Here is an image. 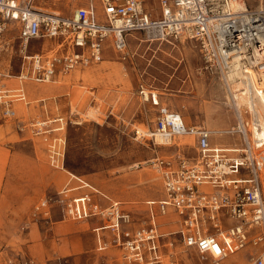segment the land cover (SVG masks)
<instances>
[{
	"label": "built area",
	"instance_id": "1",
	"mask_svg": "<svg viewBox=\"0 0 264 264\" xmlns=\"http://www.w3.org/2000/svg\"><path fill=\"white\" fill-rule=\"evenodd\" d=\"M75 1V9L64 14L48 0H0V55L11 24L17 26L22 52L17 74L8 67L4 71L0 64V118L13 117V103L25 100V86L20 81H55L60 71L70 75L77 66L100 62L110 52L126 58L130 37L170 44L195 42L202 69L218 78L231 103L236 98L227 78V57L230 53L250 56L255 50L264 54V0H257L254 6L246 0ZM46 39L64 48L41 50ZM251 61L243 58L241 67H251ZM11 75L19 83L9 90L6 78ZM138 93L157 108L154 124L143 136L154 140L157 135L162 139L192 136L195 154L188 155L175 145L176 152L149 160L161 178L163 196L145 201L142 218L76 175L78 185L66 184L58 191L64 216L96 219L92 230L97 249L113 244L126 262L134 264H178L173 257L175 240L203 259L213 256L215 264L248 243L262 242L260 254L250 256L247 264H264V142L248 137L247 128L254 118L249 120L246 109L234 106L236 121L223 132L238 134L239 143L214 144L213 130L203 124H186L178 111L160 103L155 88L140 81ZM61 120L53 121L62 125ZM46 121L52 122L40 119L33 123L36 133L46 132ZM76 188L87 190L69 194ZM172 214L175 223L171 218L161 219ZM171 223L175 229H165Z\"/></svg>",
	"mask_w": 264,
	"mask_h": 264
},
{
	"label": "rangeland",
	"instance_id": "2",
	"mask_svg": "<svg viewBox=\"0 0 264 264\" xmlns=\"http://www.w3.org/2000/svg\"><path fill=\"white\" fill-rule=\"evenodd\" d=\"M256 2L246 0L251 6ZM48 4L64 14L76 7L75 0H48ZM17 34L16 25L7 27L8 51L0 55L1 66L12 74L19 72L22 54ZM63 75L60 72L52 82H36L52 86L39 95L25 88V100L17 102L25 113L0 118V264H134L126 262L113 244L98 250L92 230L96 219L65 217L58 191L66 184L78 185L76 175L142 218L145 201L163 196L161 178L149 160L176 152L175 145L195 154L192 136L174 138L183 146L143 136L141 130L153 126L157 108L139 95L140 81L155 88L160 103L178 111L186 124L213 130L214 144L239 143L238 134L223 132L236 121L234 106L226 101L218 78L202 69L193 41L170 44L130 37L126 58L110 52L100 62L79 65ZM59 117L62 130H53L59 123L52 121L45 125L46 132H35V121ZM154 175L158 178L149 180ZM262 178L264 194V173ZM86 190L76 188L69 194ZM44 199L46 204L41 205ZM170 218L176 222L175 215L161 216ZM172 223L165 229H175ZM261 251L262 242L248 243L226 259L230 264H247ZM173 257L178 264H215L213 257L203 259L177 240Z\"/></svg>",
	"mask_w": 264,
	"mask_h": 264
},
{
	"label": "bare ground",
	"instance_id": "3",
	"mask_svg": "<svg viewBox=\"0 0 264 264\" xmlns=\"http://www.w3.org/2000/svg\"><path fill=\"white\" fill-rule=\"evenodd\" d=\"M1 48H5V52L8 51V48L4 43L1 45ZM230 54L231 55L227 57V64L230 67V72L229 74H227V78L228 80H230V82L233 83V86L230 88L232 96L236 98V101H232V103H234L233 106H241L249 112V114L251 115L250 119L254 118L255 120V122L250 123L247 128L250 134V138L252 140L259 139L261 142H264V54L257 50H255L250 56L236 55L233 53ZM243 58L252 60L250 62L251 67L247 69H243L241 67L240 61ZM253 66L256 67L253 68ZM6 80L8 84H10L7 89L11 90V88H14L12 84L14 80L11 79L10 76L7 77ZM24 82L28 84V92L31 94H34L37 90L51 87L50 84H40L30 80L21 81V83ZM15 108L17 112L25 113V109L22 104L17 103ZM61 128L62 126H57L58 130ZM140 129V127L139 130L137 129L138 133H141ZM155 140L158 143H163L165 145H170L174 142V139H162L161 137H159V135H157ZM157 178L158 176L154 175L152 177H149V180H155ZM233 257H235V255H233ZM224 261L225 264H230L229 260L224 259ZM220 264L223 263L220 262Z\"/></svg>",
	"mask_w": 264,
	"mask_h": 264
},
{
	"label": "crops",
	"instance_id": "4",
	"mask_svg": "<svg viewBox=\"0 0 264 264\" xmlns=\"http://www.w3.org/2000/svg\"><path fill=\"white\" fill-rule=\"evenodd\" d=\"M5 44V43H4ZM53 48V50H62L63 48H64V45L63 44H57V42L56 41H53V40H50V42H49V39H46V42H44L43 44H42V46H41V50L43 49V51H47V50H50V49H52ZM2 50L4 51L5 50V48L3 49L2 48ZM5 52V51H4ZM2 68L4 69V71H6V68H7V66L6 67H3L2 66ZM61 72V71H60ZM59 72V73H60ZM58 73V74H59ZM13 76L14 75H11L10 76V78L11 79H13ZM67 75H63V77H66ZM14 81L12 82V84H13V86L14 87H16L17 86V84L19 83V80H15V79H13ZM6 82H7V80H6ZM20 83H21V81H20ZM36 83V82H35ZM22 84V83H21ZM41 84V83H40ZM43 84V83H42ZM7 88L10 86V84H8V82H7ZM23 86H25V88H27V91H28V84L26 83V82H24L23 83ZM52 87V86H51ZM51 87H49V88H45V89H50ZM45 89H41V90H37L34 94H31V93H29V94H31V95H39V94H41V92H43ZM18 101H15L14 103H13V108H14V110H15V114L17 113V111H16V108H15V104L17 103ZM48 120H50V121H53V120H55V119H48ZM38 121H40V120H38ZM48 122V121H47ZM60 125H58V126H62L61 125V123H59ZM63 127H64V125L62 126V128H61V130L63 129ZM53 130H58L57 129V125H55V126H53ZM142 131H146V130H143L142 129ZM180 137V136H179ZM178 137V138H179ZM181 138V137H180ZM171 139H174V138H171ZM156 141V140H155ZM174 142H173V144H181V146H183L184 144H182L181 142L182 141H180V140H173ZM157 142V141H156ZM158 143V142H157ZM160 144V143H159ZM163 144V143H162ZM173 144H171V145H173ZM163 145H165V144H163ZM172 215H174V214H172ZM175 218H176V216H175ZM237 258H241V254L240 255H238L237 256ZM235 259V258H234ZM221 263H223V262H221Z\"/></svg>",
	"mask_w": 264,
	"mask_h": 264
}]
</instances>
